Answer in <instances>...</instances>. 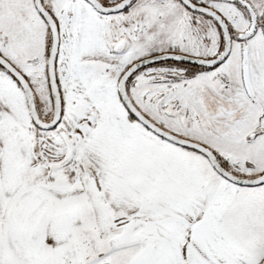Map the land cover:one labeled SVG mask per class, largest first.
<instances>
[{
    "label": "snow or ice",
    "instance_id": "6c2138e0",
    "mask_svg": "<svg viewBox=\"0 0 264 264\" xmlns=\"http://www.w3.org/2000/svg\"><path fill=\"white\" fill-rule=\"evenodd\" d=\"M0 264H264V0H0Z\"/></svg>",
    "mask_w": 264,
    "mask_h": 264
}]
</instances>
